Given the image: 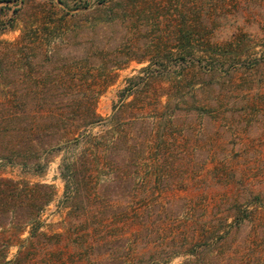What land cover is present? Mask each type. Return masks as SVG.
I'll return each mask as SVG.
<instances>
[{
  "label": "rangeland",
  "instance_id": "obj_1",
  "mask_svg": "<svg viewBox=\"0 0 264 264\" xmlns=\"http://www.w3.org/2000/svg\"><path fill=\"white\" fill-rule=\"evenodd\" d=\"M60 2L0 0V179L52 190L0 264H264V0Z\"/></svg>",
  "mask_w": 264,
  "mask_h": 264
},
{
  "label": "trees",
  "instance_id": "obj_2",
  "mask_svg": "<svg viewBox=\"0 0 264 264\" xmlns=\"http://www.w3.org/2000/svg\"><path fill=\"white\" fill-rule=\"evenodd\" d=\"M95 1L103 4L108 0ZM51 197L50 186L0 179V220L5 215H11L15 223L33 222V217L51 201Z\"/></svg>",
  "mask_w": 264,
  "mask_h": 264
}]
</instances>
